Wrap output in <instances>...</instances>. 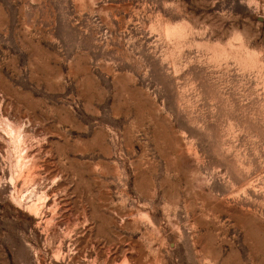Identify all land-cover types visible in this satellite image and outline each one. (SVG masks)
<instances>
[{"label": "rangeland", "instance_id": "rangeland-1", "mask_svg": "<svg viewBox=\"0 0 264 264\" xmlns=\"http://www.w3.org/2000/svg\"><path fill=\"white\" fill-rule=\"evenodd\" d=\"M0 264H264V0H0Z\"/></svg>", "mask_w": 264, "mask_h": 264}, {"label": "bare ground", "instance_id": "bare-ground-1", "mask_svg": "<svg viewBox=\"0 0 264 264\" xmlns=\"http://www.w3.org/2000/svg\"><path fill=\"white\" fill-rule=\"evenodd\" d=\"M11 128V127H10Z\"/></svg>", "mask_w": 264, "mask_h": 264}]
</instances>
